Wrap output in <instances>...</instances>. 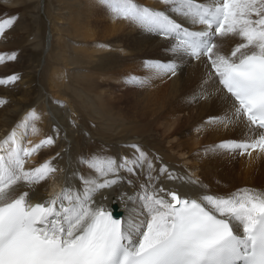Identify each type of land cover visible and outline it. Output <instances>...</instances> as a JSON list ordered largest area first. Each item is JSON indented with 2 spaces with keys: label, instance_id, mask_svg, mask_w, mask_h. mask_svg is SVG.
Wrapping results in <instances>:
<instances>
[{
  "label": "snow or ice",
  "instance_id": "snow-or-ice-1",
  "mask_svg": "<svg viewBox=\"0 0 264 264\" xmlns=\"http://www.w3.org/2000/svg\"><path fill=\"white\" fill-rule=\"evenodd\" d=\"M158 2L162 9L136 0H100L115 18L165 39L172 53L167 62L145 61V75L129 82L143 85L152 77L175 76L185 57L206 59L201 98L214 89L227 108L223 118L210 117L209 123L241 124L245 137L218 147L249 157L264 153V0ZM16 19L0 21V36ZM229 35L239 42L225 53L217 37ZM17 78L0 79V84ZM40 119L35 110L29 112L17 125L23 131L14 128L0 141V264H264V192L245 188L227 196L210 194L198 179L157 167L138 145L118 158L102 152L83 157L84 168L73 172L60 192L33 202L32 187L59 171L56 157L25 167L59 135L55 131L25 145L29 127L38 134ZM123 173L143 175L145 182L128 197L124 215L115 217L95 197L120 183ZM161 177L179 180L197 195L167 188Z\"/></svg>",
  "mask_w": 264,
  "mask_h": 264
},
{
  "label": "bare ground",
  "instance_id": "bare-ground-1",
  "mask_svg": "<svg viewBox=\"0 0 264 264\" xmlns=\"http://www.w3.org/2000/svg\"><path fill=\"white\" fill-rule=\"evenodd\" d=\"M155 1L157 0L153 2ZM204 2L213 3L214 0H204ZM157 3L161 9L164 7L163 4ZM78 6H80V3ZM123 25H111L110 32L116 33L114 39L112 38L113 44L111 42L110 44H104L105 46L97 45L95 52L92 53L93 55L91 54V60L89 59V62H91L89 68L92 71L85 74L86 72H80L82 69L78 67L73 70L75 71L73 74L76 75V84L80 87V90L77 92L78 103H73L64 96L65 93L63 94L64 91H62L64 83L59 84L57 88V93L62 97L60 96L59 100H51V104L55 105L53 111H47L45 106H43L46 105L45 103L40 108L33 107L29 110L27 109L28 111L26 110L27 114L35 110L41 119L35 122L36 127L39 129L38 134H31V136L27 134L28 139L24 140L25 145L28 144V141H31L32 144H37L47 136L55 135V131L59 132V135L56 137V143L53 146L42 149L39 154L28 159L27 161L29 162L25 165L26 168L37 167L44 161L56 157L53 163L59 169L47 181L32 187L31 193H34L32 196L33 202L49 199L55 193L60 192L66 182L72 180V173H79L84 168L82 163L83 157H90L94 153L102 152L105 155L116 156L118 158L121 155H130L132 152L131 145H138L151 158H154V155L157 153V147H159L158 153L164 159V163L159 164L158 160L154 158V163L157 167L167 166L173 175L198 179L207 186L210 194L227 196L239 189L245 188L264 192V153L258 154L257 152H253L252 156L249 157L246 154L239 155L238 152L218 147L223 141H240L245 137L242 133L243 126L241 124L230 125L226 128L218 123H209L210 117L223 118L227 108L222 95L216 93L214 89L209 90L212 94L207 99L201 98L200 85L205 79L207 72L206 59L195 60L185 57L182 61H179L180 66L175 76L165 74L159 77H152L143 85L129 82L128 86L124 88V92L122 91L120 94L115 93L114 96L110 95L114 94L113 89H115L112 88L113 83L110 82V78H116L117 74H124V76L118 77L119 80L132 76H144L145 69L143 68V64L145 60H139L138 56H144V52L147 51L154 52L158 45H164L167 48L169 46L167 45L168 42L162 37L142 30L141 35L138 32L130 35V31H127ZM84 31L79 29L77 30V34H81ZM86 36H89L88 33H86ZM51 37L49 35V41L46 42L45 49L47 48V51L51 46ZM238 42L239 38L231 35L225 38L217 37V43L222 46L221 50L225 53L234 48ZM65 45V42L61 45L62 50H64ZM111 45L118 48L129 47L130 45L135 51L132 49L134 51L132 56L131 53L128 56H124V53H111ZM154 47L156 48L154 49ZM167 53L169 54V59L172 58V53L168 50ZM63 58L68 62L73 60L72 63L76 66L79 65V62H84L81 58L75 56H63ZM165 58L161 57V62L169 60ZM152 60L155 61V59ZM113 63H117V66L113 65ZM157 80H161V83L163 82L164 84H161L160 81L158 84ZM153 81L162 86V88L158 86L157 92L162 91L161 96H153L154 99H158L159 101H151L147 98L149 93L146 88ZM65 85L66 88L69 86V84ZM4 91H0V94H6V99L9 100V97H11L10 91ZM89 95H91V98H89ZM132 95L133 99H131ZM148 101L153 104H150ZM61 107L72 108L74 112L73 116L76 115L79 124L82 126L80 130L76 126L77 124H68L77 131L76 136H71L68 130H64V136L67 139L69 138L71 142L69 147L66 148L67 150L65 149L67 142L65 143V138L62 136L63 132L57 127L59 124H63L62 128L66 127L65 119L57 114ZM22 108L23 105L18 106L17 104L13 108H9L7 100H3L2 104H0V129L2 132L6 130L10 133L24 120L27 114L21 118L20 123L11 124L14 121V113L17 112V109L20 110ZM174 112L178 114L172 116V114L175 115ZM69 120L71 121L72 117ZM88 121H92L95 124L89 127ZM117 121H124L122 123L127 122L131 129L129 140L125 137L127 139L125 145L123 142H120L118 152L116 149L115 151H113L114 149L111 150L109 144L112 136L110 134L106 135V128L104 129L106 124L112 122L121 126L122 123L120 125L116 123ZM97 122L100 124L97 125ZM4 127L7 128L3 129ZM100 129H104L101 132L102 135L94 139L93 136L98 134ZM21 131L23 129L17 128L18 133ZM28 131H31L30 127ZM116 132L118 133V131ZM87 134H91L92 137L87 138ZM102 137L106 138L108 144L103 139H100ZM116 137L118 138L119 136L117 135ZM98 139L101 141H98ZM156 145L158 146L156 147ZM57 153L60 154L59 157H57ZM123 176L124 179L120 183L112 188L102 190L95 197L109 211L111 206L117 203L121 216L124 215V210L131 203L128 197L139 192V186L145 182L143 175L132 176L128 173H123ZM129 179L132 180V184L127 182ZM161 179L167 188L178 190L181 194L188 193L192 197L197 195L196 189L182 186L179 180L169 181L166 177H161ZM23 190L29 189L25 186ZM135 203L138 205L139 201Z\"/></svg>",
  "mask_w": 264,
  "mask_h": 264
},
{
  "label": "rangeland",
  "instance_id": "rangeland-1",
  "mask_svg": "<svg viewBox=\"0 0 264 264\" xmlns=\"http://www.w3.org/2000/svg\"><path fill=\"white\" fill-rule=\"evenodd\" d=\"M153 1L151 0L149 2V0H136L138 4L147 6L149 8L161 9L157 3L158 0L155 2ZM79 3L80 6H78ZM13 16L17 18L14 26L11 29L5 30L6 35L0 36V55L5 56V60L0 62V79L7 81V78L10 76L15 75L18 77L13 82L0 84V91L5 90L4 92H6L9 90L11 94L9 100L6 99V94H0V101L3 102V100H7L9 108H13V106L16 104L18 106L23 105L22 109H17V112L14 113V121L11 123L13 125H15V123H20L21 118L27 114V111L30 108H40L44 103L47 105H43L47 111H53L55 105L51 104V100H59L62 97L57 93L59 84H69L67 88L65 84L62 86V91H64L63 94L65 93L64 96L73 103L79 102L77 92L80 90V87L76 84V75L73 74V72L75 73L73 70L77 69L76 67H78L82 69L80 72H86L85 74H88L90 71H92L89 68L91 65V62L89 61L91 60V54L95 52L97 45L105 46L111 42V44H113L112 38L114 39L116 33L110 32L111 25L116 24L118 26V24H124L123 27L127 31H130V35L134 33L136 34L137 32L141 35V29L129 21L126 22L124 19L115 18L113 14L103 4L100 3V0H42V2L41 0H0V21ZM79 29L85 31L81 34H77V30ZM86 33H88V35L91 37L86 36ZM49 35L52 36L51 46L47 51L45 46L46 42L49 41ZM107 40L109 42H105ZM62 41L66 44L64 50L61 49V45L63 44ZM114 47L111 45V53H124V56L130 55V53L132 56L133 52L135 51L130 45L129 47ZM155 48L156 47H154V49ZM132 49L134 51H132ZM167 50V46L165 47L164 45H158L154 52H144L145 55L143 54L144 56L142 57L138 56V58L141 61H148L152 59H155V61H161V57H166L165 59L167 60L169 59ZM12 54H15L16 59L8 60L7 56ZM63 56H75L81 58L84 62H79V65L76 66L72 63L73 60H71L69 61L71 63L68 64L69 62L65 61ZM113 65L117 66V63H113ZM121 76H124V74H117L116 78H112L113 80L111 78L109 79L110 82L113 83L112 88H115L113 89L114 94H110L111 96H114L115 93L120 94L122 91L124 92V88L128 86L131 77L125 78L124 80H119L118 77ZM159 81L161 83V80H157L158 84ZM157 83L153 81L147 86L146 90L149 93L147 95L148 100L159 101L158 99L153 98V96H161L162 91L159 93L157 92L159 88H162V86L158 85ZM161 84L164 83L162 82ZM158 86L161 87L158 88ZM89 98H91V95H89ZM131 99H133V95L131 96ZM148 102L153 104L150 101ZM57 114L61 115L65 119L64 121H66V127L62 128L63 124H59V126H57L63 132L62 136L65 135V131L67 130L71 136H76L77 131H75L73 127L68 124H77L76 126L80 130L82 126L79 124L76 115L73 116V109L69 107H61ZM177 114L178 113H175V115L172 114V116H176ZM70 117H72L71 121L69 120ZM122 122L117 121L116 123L121 125ZM87 123L89 127L95 124L92 123V121H88ZM98 124L100 123L97 122V125ZM127 127H129L127 122L122 123L121 126H118L113 122L104 126V129L106 128V135L110 134L112 136L111 142L109 144L111 150L114 149L113 151H115L116 149L118 152V146L120 142H123L125 145L127 139L129 140V136H131V129L130 127ZM6 128L7 127H4L3 129ZM103 130L100 129L99 133L95 134L97 137L95 135L93 136L94 139L98 138L99 135H102L101 132ZM116 131L120 133L118 134ZM30 132L31 131H28L29 136L32 134ZM8 134V131L3 130L2 132L0 129V140L5 139ZM28 135L26 137L27 139ZM117 135L119 136L118 138L116 137ZM90 137H92V135L87 134V138ZM64 138L65 143L67 142L65 144L66 149L69 147L71 142L66 136H64ZM100 139H103L104 142L107 141L105 137ZM100 139H98V141H101ZM106 143L108 144V142ZM157 146L158 145H156V147ZM158 151L159 147H157L156 152L158 153ZM157 153L155 154L156 156L154 155V158L158 160L159 164L164 163V159H162L159 153Z\"/></svg>",
  "mask_w": 264,
  "mask_h": 264
}]
</instances>
